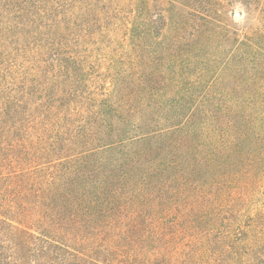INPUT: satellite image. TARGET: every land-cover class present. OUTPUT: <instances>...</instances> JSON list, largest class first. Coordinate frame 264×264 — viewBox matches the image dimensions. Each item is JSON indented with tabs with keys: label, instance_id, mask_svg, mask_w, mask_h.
<instances>
[{
	"label": "trees",
	"instance_id": "trees-1",
	"mask_svg": "<svg viewBox=\"0 0 264 264\" xmlns=\"http://www.w3.org/2000/svg\"><path fill=\"white\" fill-rule=\"evenodd\" d=\"M0 264H264V0H0Z\"/></svg>",
	"mask_w": 264,
	"mask_h": 264
},
{
	"label": "rangeland",
	"instance_id": "rangeland-1",
	"mask_svg": "<svg viewBox=\"0 0 264 264\" xmlns=\"http://www.w3.org/2000/svg\"><path fill=\"white\" fill-rule=\"evenodd\" d=\"M237 13L238 15H236ZM222 20L225 22V25H227L228 27L231 25L232 26L237 25L239 28L247 27L252 21L251 17L247 15L244 8L238 3H236L233 7H231L230 10H227L226 15L224 16ZM167 43H168V39H166V46L168 45ZM162 45H165V43L163 44L155 43L152 50H155L154 52L158 53L160 49L162 48ZM205 45H206V48H204L201 51H198V53L194 55L196 56V60H197V63H199V65H209L210 66L209 68L208 67L205 68L206 71L208 72L205 73L206 76L204 75V81L211 80L212 79L211 75L215 74L217 68L219 67V65H221V62H222L221 59L224 57L225 51L227 52L229 50V40L226 41L225 43H222L221 37L219 35H215L213 39L211 40V42L205 43ZM152 46H153V43H152ZM220 52L223 54H220ZM166 59H167V54H166ZM212 60H215V62H213L212 64H209V62ZM177 68H179V66H177ZM199 68L200 67H198V69ZM221 78H223V75L221 76Z\"/></svg>",
	"mask_w": 264,
	"mask_h": 264
},
{
	"label": "water",
	"instance_id": "water-1",
	"mask_svg": "<svg viewBox=\"0 0 264 264\" xmlns=\"http://www.w3.org/2000/svg\"><path fill=\"white\" fill-rule=\"evenodd\" d=\"M236 15H238V13Z\"/></svg>",
	"mask_w": 264,
	"mask_h": 264
}]
</instances>
